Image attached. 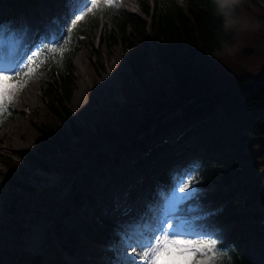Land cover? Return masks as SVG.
<instances>
[{
  "label": "trees",
  "instance_id": "1",
  "mask_svg": "<svg viewBox=\"0 0 264 264\" xmlns=\"http://www.w3.org/2000/svg\"><path fill=\"white\" fill-rule=\"evenodd\" d=\"M0 1L25 20L35 3ZM114 3L118 7H102L75 24L59 18L72 31L59 32L37 52L57 45L63 52L54 58L47 53L31 78L39 81L42 106L20 111L35 131L32 150H4L0 139V171L14 174L4 176L0 191V241L17 209L26 214L17 234L36 241L40 229L44 239L42 250L25 249L12 264H69L61 250L77 259L73 264H115L112 241L120 238L115 224L97 210L91 218L87 204L97 208L106 170L126 171L138 153L161 146L153 158L154 169L161 165L157 179L168 181L176 160L183 175L192 177L195 192L182 198L178 211L198 202L206 206L194 222L218 235L223 264H261L248 252L246 234L231 232L227 240L220 225L242 219V208L264 192V66L255 76L226 79L225 58L215 60L213 53L226 44L235 57L242 44L256 49L264 44V0H186L184 7L176 0H137L138 13ZM116 49L122 56L113 73L119 97L103 109L96 93H88L92 123L82 128L71 107L77 81L73 58L83 53L91 72L101 74ZM41 71L47 80L40 79ZM15 108L9 105L0 118L13 117ZM30 166L52 179L37 178L40 188L27 184ZM245 171L260 173L248 187L238 184ZM154 185L150 180L151 189ZM1 246L0 264H6L8 247Z\"/></svg>",
  "mask_w": 264,
  "mask_h": 264
},
{
  "label": "rangeland",
  "instance_id": "2",
  "mask_svg": "<svg viewBox=\"0 0 264 264\" xmlns=\"http://www.w3.org/2000/svg\"><path fill=\"white\" fill-rule=\"evenodd\" d=\"M70 1V5H75V1L77 0H68ZM122 8L124 10H127L132 13H138V7L136 0H130L128 3H123L119 0H117ZM177 3L184 7L186 0H176ZM85 0H82L79 4L76 2V12L80 9V7L84 4ZM55 9L54 11H57V9H60V13L63 15H66V17H69V7L65 4H61L58 2L53 3L52 0H37V8L33 12V14L29 17V24L25 32L23 33V36L18 39L16 33H9L10 31V25L7 23H3L0 25V31L7 30V35L5 37L0 38V42L8 43L13 48H16L19 45V48H24V53L28 52V49L30 46H34V37L40 32V29L43 28L46 31L47 37H53L56 32V24H53L49 21V14L51 9ZM12 9L9 6L1 5L0 6V17L8 16L12 13ZM40 22L41 24L37 26V23ZM98 23H100V19H98ZM21 24V21H17L14 25L19 26ZM100 26V25H99ZM98 26V27H99ZM39 27V28H38ZM98 28H95V33L97 34ZM227 31H230L229 24H227ZM20 35V33H19ZM19 43L17 44V41ZM23 41L25 42L23 44ZM17 44V45H16ZM261 47L259 49L254 48L253 45H246L242 44V46L239 47V53L232 57L235 52L234 47L227 46L226 44H222L220 49L215 51L213 53V59H220L224 57L221 67V73L222 76L226 79L240 77V76H255L259 74V72L262 70L264 66V44L261 42ZM15 54V49H14ZM225 54L229 55V57H226ZM15 58L16 60H21V58L15 57V55H12V57L1 58L0 57V67H3L7 64V61L9 59ZM121 52L119 50H115L114 54L111 55L110 59H106V66L105 71L99 74L98 72L92 73L91 70L88 68V62L87 57L83 53H77L73 58V66H74V75L77 78L76 81V88L73 93V98L71 102V107L73 109V118L76 124H78L82 128H90L92 123V110L90 107V104L87 100L88 93L95 92L97 95V99L100 103V106L103 109H107L109 107V103L112 99L118 96V84L115 80L113 73L116 70V68L121 63ZM39 76L42 80H47V75L44 72H40ZM108 81L109 86L102 90L101 85L103 82ZM38 88L39 83L36 80H32L29 84H26L25 88L23 89L21 95L17 99V111H23L25 109H34L39 110L41 108V102L38 98ZM27 96V98H24L23 96ZM177 112L171 113L168 118H174ZM34 138H35V131L31 124L27 122L25 118L22 117V115L19 113L15 114L11 119L9 120H3L0 123V139L2 140L4 150H11V151H30L32 150V147L34 145ZM156 150H153L151 155L144 159L149 161L148 167L141 169V170H132L134 167H132L128 172H125L123 177L124 185L128 188H133L131 191V195L128 194L129 200H136L139 203V206L142 207L145 204L146 194L149 190V185L146 183L145 190L144 185L147 181L146 178L143 176L144 173L148 172L149 170H154L153 165V158ZM160 166H157V169H159ZM37 169L34 166L28 167L29 173L32 175H39V173L36 171ZM154 173V171L152 172ZM254 173H250L248 171H245L240 176V182L239 185L243 187H248L252 182L251 178L253 177ZM10 175L14 176L12 169H5L0 171V191L4 187V176ZM24 182L29 183L30 179H23ZM30 184V183H29ZM32 185V183H31ZM107 186V183L105 187ZM237 186V184L233 185ZM105 187L101 188V195H100V207L104 211V213L108 216L111 215V219L116 221L114 229L118 231L122 237V241L124 238H127L126 236H123V233L118 229H124L127 232H135L137 231L136 228L127 226V223H123L122 220L125 218V216H120V218L117 219L116 215L114 213L118 212V209H115L113 207V204L111 203V200L114 202V198L112 199V196H108V192H105ZM169 188H164L162 196L160 197V203L164 193L168 192ZM194 189L191 187V190L189 192L193 193ZM180 195V194H179ZM178 196V194H177ZM169 197L168 199L171 201L164 203L165 213L167 215H170L174 210V204L177 201L178 197ZM115 197H118L116 195ZM136 207L133 209L134 212L138 213V210L140 207ZM111 208V212H108ZM196 208L199 210L200 207L198 205ZM193 209V210H196ZM264 209V192H259L256 195V198L254 201H252L250 207L246 209L245 207L242 208V211L246 213V216H244L242 219H240L237 222H231L226 228L223 229L224 237L227 238V234H230L233 232H238L241 234H246L248 237V252L253 255L255 258H257L261 264H264V259H261L259 257V251H261L264 254V223H262L259 226H252L250 225L254 224L258 220H260L262 217H264V213H262ZM16 215L14 217L8 216L10 219L12 218V222L10 224V228L7 229V231L4 233L3 238L0 241V245L3 247H8V251L10 252V257L8 260H11L14 258V256H18L20 254V251L22 249L21 245H19L18 241L19 238L16 234V228L19 226V221L21 219V211L19 209L16 210ZM195 212V211H190ZM252 214H259L258 219H253ZM106 216V217H108ZM171 216V215H170ZM1 217V214H0ZM116 217V218H115ZM186 225V224H185ZM191 227L185 226L183 231L185 235H193L198 233H193L190 229ZM228 240V239H227ZM127 241L124 240L122 243H115L113 245V251L115 255H117L120 258L121 264H127L128 256L131 255L130 251L127 248ZM1 246V247H2ZM259 246H261L259 248ZM263 246V247H262ZM41 243L40 242H31L28 244V248L36 249L40 248ZM261 255V254H260ZM10 264V263H8Z\"/></svg>",
  "mask_w": 264,
  "mask_h": 264
},
{
  "label": "snow or ice",
  "instance_id": "3",
  "mask_svg": "<svg viewBox=\"0 0 264 264\" xmlns=\"http://www.w3.org/2000/svg\"><path fill=\"white\" fill-rule=\"evenodd\" d=\"M102 7H118L114 0H85L80 9L74 13L72 24L85 18L86 14L94 13ZM68 32L72 28L68 27ZM63 52L59 45L49 46L47 53ZM45 52H32L26 60L9 59L0 67V112L18 99L20 90L35 76L37 69L48 59ZM191 175L185 173L177 176L172 187L164 193L155 216L145 226L139 237L128 238L127 248L129 264H223L226 255L218 248L219 237L215 233L201 230L199 234L185 235V225L167 215L164 203L171 202L169 197L187 196L191 190Z\"/></svg>",
  "mask_w": 264,
  "mask_h": 264
},
{
  "label": "bare ground",
  "instance_id": "4",
  "mask_svg": "<svg viewBox=\"0 0 264 264\" xmlns=\"http://www.w3.org/2000/svg\"><path fill=\"white\" fill-rule=\"evenodd\" d=\"M123 3H128L130 0H120ZM109 86L108 81L103 82V84L101 85L102 90L106 89ZM28 96V95H27ZM27 96H23L24 98H27ZM28 99V98H27ZM137 170H141V169H137ZM128 189L121 191V195H120V199L116 202V206L120 209L126 210L127 208H124L125 206L129 205V196H128ZM262 223H264V217H262L260 220H258L257 222H255L254 224L250 225V227L252 226H259ZM224 228H222L223 231ZM131 236H135V232H131ZM261 246H259L260 248ZM263 247V246H262ZM261 254V255H260ZM259 257H262V259H264V254L259 251Z\"/></svg>",
  "mask_w": 264,
  "mask_h": 264
}]
</instances>
